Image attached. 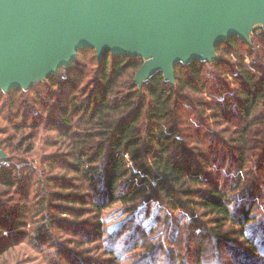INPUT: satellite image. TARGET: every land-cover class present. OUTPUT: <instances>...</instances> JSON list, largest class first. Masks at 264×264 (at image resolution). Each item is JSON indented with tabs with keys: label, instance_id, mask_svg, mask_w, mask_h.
Wrapping results in <instances>:
<instances>
[{
	"label": "trees",
	"instance_id": "1",
	"mask_svg": "<svg viewBox=\"0 0 264 264\" xmlns=\"http://www.w3.org/2000/svg\"><path fill=\"white\" fill-rule=\"evenodd\" d=\"M253 34L264 49V31ZM215 52L211 62L174 65V83L157 72L138 86L141 58L106 51L99 60L86 47L29 89L1 92L5 112L21 114L1 150H33L39 123L29 120L30 110L62 151L41 160L45 179L26 163L0 160V264H21L28 249L44 255L37 264H137L142 255L152 264L160 248L147 245L144 232L122 225L108 237L101 221L115 203L136 214L141 200L184 213L173 239L183 253L167 254L174 264L190 257L189 264H227L224 256L264 264V60L236 35ZM201 94L207 99L193 98ZM187 107L197 112L193 118ZM13 193L19 201H6ZM38 215L44 223L29 231L25 218ZM55 232L73 248L55 243ZM91 245L106 257H84Z\"/></svg>",
	"mask_w": 264,
	"mask_h": 264
},
{
	"label": "water",
	"instance_id": "2",
	"mask_svg": "<svg viewBox=\"0 0 264 264\" xmlns=\"http://www.w3.org/2000/svg\"><path fill=\"white\" fill-rule=\"evenodd\" d=\"M256 24L264 0H0V90H27L86 47L141 58L138 86L157 72L174 83V65L217 59L231 35L250 44Z\"/></svg>",
	"mask_w": 264,
	"mask_h": 264
},
{
	"label": "rangeland",
	"instance_id": "3",
	"mask_svg": "<svg viewBox=\"0 0 264 264\" xmlns=\"http://www.w3.org/2000/svg\"><path fill=\"white\" fill-rule=\"evenodd\" d=\"M255 28L259 27V24H256L254 26ZM254 31V30H253ZM258 33V30H257ZM250 46L253 47V50L255 52L256 57H262L264 60V49L260 42L258 41L256 35L253 34V32L250 34ZM241 48H243V44L240 45ZM241 52L243 50L241 49ZM234 55V54H233ZM245 61H249L248 58L245 59ZM223 77V76H221ZM228 79V78H227ZM223 78H220L219 81H222ZM229 80V79H228ZM43 91V89H41ZM0 90V139H5V141H9L10 138H7L9 135L14 134V123L16 119L21 118V114L16 117L17 112H14L15 109L13 108L11 110V114L6 113L5 110L8 107V102L2 98L5 95H1ZM193 98L195 100L201 99L205 100L207 99L206 94H201L199 95H193ZM19 102V100H18ZM29 106L32 104L30 102H27ZM192 105H196L193 101ZM30 109V108H29ZM29 113V120L35 119L37 123H39V128L37 130V135L34 141V147L33 150L30 153H25L23 150H15V149H5L6 151V157L10 159V161L13 164H22L26 163L30 166H32L34 169L37 170L39 177L41 179L47 178L48 171L47 169H43L41 166V160L45 159L47 155L50 153H55L62 151L60 149V146H53L50 145V141L53 139L54 134L53 132H50L47 130L45 125H43L44 120H42L41 117H37L33 112L30 110L27 112ZM185 113L187 114L188 118H193L194 115L197 113L196 111L193 110L192 107H187L185 109ZM203 127L205 129H210L211 131H215L216 126L214 124H203ZM29 130H24L23 133H27ZM6 158V159H7ZM227 167V166H226ZM6 201L8 199L13 198V201H19L17 199L16 194H12L11 196H4ZM54 214H57L58 218L66 220L68 219L69 221H73L74 223L78 224L80 223V219L74 218L70 216L69 214L62 213L61 210L58 212V210H54ZM137 214V215H136ZM136 214H130L129 212L126 211L125 207L122 206L120 203H115L111 207L107 208L106 210L103 211L101 215V221L103 222V226L106 230V233L108 237L113 231H117L122 225H132L134 226V229H140L142 232L145 233L146 235V240L145 242L147 245L149 244H155L154 246L155 249H158L156 254H154V258L157 259V261H153L152 264H174V259H170L167 254L172 253L176 258L178 257L177 255L180 253H183L184 250V245L180 243V248L176 245V243H173L174 235L177 230V227L184 221L185 215L182 211H177V212H172L169 209L165 208L164 206L156 203V202H150L146 203L143 200H141L138 203V208ZM134 215H136L134 218ZM81 219L83 220H90L91 218L88 216H83ZM27 221L26 226L28 229L32 226H36L39 223H44V219L41 218V216H33L29 217L27 216L25 218ZM85 226V225H83ZM29 231H31L29 229ZM54 234V241L55 243H58V245H64L66 244L68 247L73 248L72 245L68 244L66 240H64V235L63 234H58L57 232L53 233ZM183 232H181L180 235H182ZM5 236L0 235V238L3 239ZM8 238L11 237L10 234L7 236ZM6 240V239H5ZM107 243V241H106ZM42 247H45L44 245ZM50 247V246H49ZM87 247V246H85ZM75 249H77L75 247ZM164 250V251H163ZM89 252H84L83 254L84 257L86 258H98L100 256H103V254H100V252L97 250L95 245H91L88 247ZM39 253H36L32 249H28L25 253L21 252L20 255V261L19 263L21 264H37V261L41 259L44 255L36 256ZM142 255V252L140 250V256ZM214 255V254H213ZM38 257V258H36ZM225 258H221V261L224 259L226 260L227 264H233L232 260L228 256H224ZM185 259V258H184ZM142 260H145V262H142ZM208 263H213V256L210 257L208 256L205 259ZM147 259L146 257L141 256L140 260H137V264H147L146 263ZM130 260H124L120 264H128ZM193 262V257H190L186 260V263H191ZM45 263V262H44ZM261 264V263H257Z\"/></svg>",
	"mask_w": 264,
	"mask_h": 264
}]
</instances>
